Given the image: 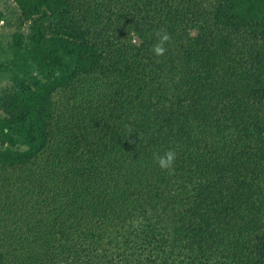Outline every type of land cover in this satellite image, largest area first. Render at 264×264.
<instances>
[{
	"label": "trees",
	"instance_id": "obj_1",
	"mask_svg": "<svg viewBox=\"0 0 264 264\" xmlns=\"http://www.w3.org/2000/svg\"><path fill=\"white\" fill-rule=\"evenodd\" d=\"M0 6V264H264V0Z\"/></svg>",
	"mask_w": 264,
	"mask_h": 264
},
{
	"label": "rangeland",
	"instance_id": "obj_2",
	"mask_svg": "<svg viewBox=\"0 0 264 264\" xmlns=\"http://www.w3.org/2000/svg\"><path fill=\"white\" fill-rule=\"evenodd\" d=\"M1 7V6H0ZM0 26H3V23L2 22H0ZM6 30V29H5ZM5 30H1V32H0V40L3 42L4 40H3V38H2V34L4 33V31ZM27 30H26V28L24 27V29H23V32L25 33ZM8 33H10V32H8ZM12 33V32H11ZM27 33V32H26ZM195 33H191V35H194ZM133 38H135L136 39V43H133L132 42V44H136V45H138L139 43H140V40L137 38V37H133ZM8 40H10V37H9V39ZM133 40V39H132ZM57 51H59V52H62V50H63V47H58L57 49H56ZM33 64V63H32ZM31 64V68H30V70H25L26 72L27 71H30L31 72V74L32 75H35V77H36V79H37V81L38 82H47L49 79L48 78H50V79H52V78H54V77H56L57 76V71H56V69L54 68V71H51V72H49V71H47L46 69H44V70H41V69H38L37 68V66L35 65V64H33L32 65ZM222 74V73H221ZM0 76H3L1 79H2V81H1V83H0V89H4V88H10V87H12L13 85H14V79L11 77V79H9V77H8V73H7V71L6 70H4V71H0ZM18 77H20L19 75H17ZM246 77H247V75H246ZM222 79H221V81H224V82H227V85L225 86V88L229 91V92H233V88H236V86L234 85V83H239V79H229L228 77H227V75L226 76H222L221 77ZM31 86H33L34 84V82H32V81H29L28 82Z\"/></svg>",
	"mask_w": 264,
	"mask_h": 264
},
{
	"label": "clouds",
	"instance_id": "obj_3",
	"mask_svg": "<svg viewBox=\"0 0 264 264\" xmlns=\"http://www.w3.org/2000/svg\"><path fill=\"white\" fill-rule=\"evenodd\" d=\"M155 35L157 37V41L153 44L152 51L157 57H160L165 55L167 51L166 45L171 42L172 37L171 34L163 29L158 30ZM132 42L136 43V39L133 38ZM176 158V152L172 149H169L163 155H159L158 153L154 154V159L158 166L163 170L169 171L170 174L174 173Z\"/></svg>",
	"mask_w": 264,
	"mask_h": 264
}]
</instances>
